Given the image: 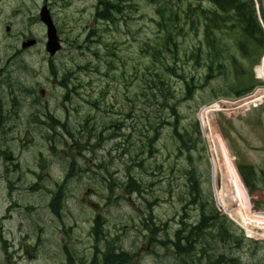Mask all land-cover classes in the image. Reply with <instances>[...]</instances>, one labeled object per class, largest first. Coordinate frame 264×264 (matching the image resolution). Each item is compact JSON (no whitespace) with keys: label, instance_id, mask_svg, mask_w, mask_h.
Returning a JSON list of instances; mask_svg holds the SVG:
<instances>
[{"label":"rangeland","instance_id":"1","mask_svg":"<svg viewBox=\"0 0 264 264\" xmlns=\"http://www.w3.org/2000/svg\"><path fill=\"white\" fill-rule=\"evenodd\" d=\"M87 1L91 5L94 3V0ZM136 1L139 5V10L134 14L132 21L123 24L121 27L115 26L107 32L104 28L102 30V32H105L103 33V40L109 42L111 52L116 51L115 56L111 54L113 62L117 66V70L115 68L114 71H117L119 74L125 71L127 77L134 72L135 66L140 65L143 61L142 57L139 56L140 45L154 33L150 21V7L148 3L146 0ZM82 5V2L77 1L71 8L60 15L61 22L65 20L67 23L70 24L71 22L78 27L77 31L74 29L76 32L93 27V24H91L93 22L92 10L89 9L82 13ZM13 22H15L12 30L13 34L5 32L4 27H0V69L4 67L3 62L14 54L15 50L13 49L15 47L20 48L22 30L27 33L32 32L41 38L45 37L43 27L36 21L17 19L13 20ZM69 31L72 38L75 37L73 31ZM197 43V39L185 42L187 45ZM105 50V48L102 50V56L105 55ZM46 57L44 45L39 44L24 53L20 58L14 60L11 64V70L16 62L20 68L19 60L25 61L29 69L19 70L27 84H35L37 86V92L41 97V105L38 108L39 112L41 114H53L62 122H68L70 127L76 133H79V131L83 130L81 123L85 122L84 117L89 110L85 106L81 107L82 109L79 108L82 102L80 98L76 99L74 104H69L67 110L62 107V97L65 91L58 86L57 81L51 75L49 71L51 64ZM54 60L53 64L57 66L58 71L61 73L63 70L66 71L68 69L77 72L76 77L72 78L75 83L71 82V88L82 82V85L86 86L84 90L88 94L98 95L101 91H105L112 81V78L107 76L108 65L106 63H101L99 67L94 68L98 65L99 59L89 50L86 51V54H81L79 50L71 51L70 46L67 45L63 52L55 57ZM88 61L92 62L91 70L78 73L77 63L84 65ZM256 71L258 76H260L258 67ZM223 79L225 77L220 78L216 82L218 87L222 85ZM118 87H120L119 84L114 85L110 83L108 88L110 91L108 103L114 102V94L117 97L120 96ZM42 89L45 92L41 96ZM3 92L7 93V90ZM209 96L210 90L208 88L200 90L194 101L183 102L182 111L185 124L191 123V127L193 126L195 119H199L198 113L203 106L200 102ZM31 103L32 100L30 98L25 101L19 119L15 120L13 124L16 130L7 134L8 141L4 144L7 148H11L13 152V159L5 160L4 158L3 163L11 165V176L9 175V178L14 182L12 184L13 190L11 191L7 184L8 179H0V218L7 230L5 234L9 236L10 240H15V244L18 243L19 245L20 243H25L22 240V233L25 231L32 233L34 240L38 239V243H34L35 247L33 250L28 246L22 247L24 253L27 252V249H30L32 252L30 255H27V264H66V244L75 252L77 258L84 260L94 254L93 245L95 241L92 237V229L94 217L96 213H100L106 218V229H108V232L111 231L110 233H112V231L118 232L123 230V232L127 233L124 246L130 244L135 232L134 226L138 225L142 216L138 207L142 204L143 200L140 199L139 194L131 195L121 206L118 205L106 209L104 205L108 199H113L114 196L108 195L104 190L103 183L89 175H85L83 178L77 177L67 183L69 197L66 200L65 208L62 210V217H55L52 214L49 207L52 191L56 187V182L63 181L65 175L64 167L66 168L67 165L48 146L42 136L44 129H35L33 125L26 123L32 116ZM28 106L31 113L28 110ZM227 107L228 111H225L226 106H222L224 114L223 124L219 122L221 121L219 117L221 115L213 113V117L211 116V109H202L200 111V125L203 127V132H201L202 141H198L197 147L191 151L194 158L192 163L189 164L187 155H178L170 129H166L157 142L158 151L156 155L145 163L148 171H138L136 175L142 181L143 187H150L149 189L147 188L149 192L145 196L151 201L157 198L154 208L155 216L164 225L168 223L167 227L173 232L177 229L174 225V220L180 219V211L183 208L179 195H185L187 185L189 184L186 170L195 168L203 194L211 199L216 206H218L216 203L217 198L220 207L224 210L221 211L219 208L222 214L226 212L230 219L234 218L237 220L239 224L233 222L235 226L240 227L246 237L250 235V239H254L259 243L253 242L252 244L251 242L241 249L240 257L243 263L264 264V213H253L249 211L248 207L249 203L254 206V201H260L262 204L259 209L260 211L264 210V193L247 194L241 181L235 174L230 156L232 155L235 158L236 167L241 164L264 167V105L251 113H247L244 117H242L243 115L240 116L241 114L234 115V113H243L245 111L240 105H228ZM109 110L113 111L111 104L109 105ZM42 119L46 123L52 124V121L46 116H43ZM28 128L32 129V134L28 133ZM44 131L46 132V130ZM206 131L207 137H205ZM59 133H61V130ZM3 139H6V137H3ZM114 144L115 141H108V150L106 152L113 149ZM59 149L62 150L63 147L59 146ZM40 152L43 153V156L40 155ZM113 157H116V152L113 153ZM87 158L94 161L99 159L94 158L91 154ZM110 158L111 155L109 154L105 160L100 158L102 161L100 160L99 162L106 165L109 164L111 172L119 168L124 173L121 177L126 182L128 174L127 157L125 161L118 157L117 159L115 158L116 163L114 162L115 159L112 160ZM50 159L53 160V163L48 166V169H50L49 174L44 173V177L39 178L38 175L44 172L41 163L46 165L45 161ZM89 160L86 162L79 158L78 167L84 168L88 165L91 168L96 167L94 162ZM15 165L16 167H14ZM1 168L4 171L5 165L1 166ZM103 172L106 173V171ZM260 173H257L259 174L258 176H261ZM105 183L108 185L109 180H106ZM34 184H39L36 190H32ZM170 188H172L171 193H169ZM116 195L123 196V193L121 190H117ZM244 196L248 197V203L242 200ZM90 198L92 201L89 200ZM9 208H12V210L9 211ZM190 210L194 211V209ZM3 216H8V218L4 220ZM251 222H253V226H257V228H254V231L257 233L256 235L249 233ZM133 224L135 225L133 226ZM126 226L128 228H125ZM252 234L255 233L252 232ZM147 246L148 244L144 243L143 240H136L131 249V252L135 250V252L141 254L142 262L139 264H180L171 256L158 260L156 256L146 253ZM8 248L11 250L9 254L6 253L8 251H4V249ZM235 248L236 244H232L229 249ZM13 250L14 248L11 249L10 245L3 244L2 249H0V264H3L4 260H7L4 264H16L20 260V257H17ZM158 252L162 258L166 256L162 246L158 249Z\"/></svg>","mask_w":264,"mask_h":264},{"label":"trees","instance_id":"2","mask_svg":"<svg viewBox=\"0 0 264 264\" xmlns=\"http://www.w3.org/2000/svg\"><path fill=\"white\" fill-rule=\"evenodd\" d=\"M146 2L150 7L149 16L154 33L141 45L139 56L143 61L140 65L135 66L134 72L128 77L125 71H122L121 74L114 71L115 68L117 70V66L111 61L113 65L108 68L107 76L112 78L110 83L120 85L118 87L120 96L117 97L114 94V102L111 103L113 111H108V106L102 102L96 103L98 109L104 108V106L106 108L107 116L103 119L108 128L115 124L113 112H119L122 104L128 106L124 110V118L127 117L130 125L128 140H126L127 151L121 157L124 161L125 157L128 159L127 183L123 186L128 194L141 191L140 178L136 173L148 171L145 163L156 155L157 142L166 129H170L180 155L190 152L200 140L199 123L195 121L192 127L191 123H184L181 107L183 102L194 100L198 91L208 86L212 93L202 102H208L218 96L234 97L251 91L256 85V81L252 74L246 71L244 65L251 66L257 63L264 50V30L256 16L253 0H146ZM100 4L102 6L100 5L97 11L98 19L108 20L114 26L120 25L121 22L127 24L132 21L134 14L139 9L136 0H100ZM96 34L94 38L101 41V35ZM190 35L197 37L198 44H185L187 40L190 41ZM98 50L97 48L96 54ZM111 54L115 56L116 51L111 52V47L108 44L105 55ZM238 54L242 57V62H240ZM19 64L20 67L27 69L23 61L19 60ZM78 68L87 70L88 66ZM112 71L113 73L110 74ZM74 74L70 70L65 71L60 80V84L67 93L64 97L66 100H71L72 92L75 90L69 85ZM228 75H235V77L232 79L231 76L229 81L219 88L214 85V80ZM0 78V117L3 120L2 115L6 106L1 97L2 88L9 90L11 106L8 101V108L16 109H20L22 106L21 100L27 98L25 95L36 93V88L28 85L21 73L13 76L12 72H3L0 74ZM108 88L100 92L102 100L106 99L105 94L110 92ZM77 90L79 87H76V92L80 94V91ZM90 104H92L91 98ZM86 122L87 124L82 126L83 130L79 133H76L67 123L65 136L51 137L50 140H47L53 146L52 149L55 146H62L77 151L81 156L87 150L97 149L93 140H95L94 134L100 130V120L92 122L87 118ZM223 122L224 120H221V123ZM7 134L8 132L2 126L0 140H3V144L0 145V157L9 160L12 157V152L9 151L10 148L4 147V143L8 141ZM76 158L78 156L72 153L66 159L67 167L64 179L61 182H56L55 190L52 192L50 208L54 214L60 217L69 195L67 183L75 177L77 171ZM187 158L190 162L193 161V156L190 153ZM231 158L235 174L238 177L232 155ZM45 164L41 163V167L44 172H49L50 163L45 161ZM239 171L251 189L264 179V175L257 176L254 168L249 165L240 166ZM187 175L190 185L187 189L186 206L198 205L201 210L200 221L194 228H191L187 223L172 235L162 234L161 243L164 246L171 243L175 245L176 252L179 249L178 254L184 260L188 259L187 255L190 257L191 254L196 253L198 247H203L201 258H207L208 264H229L231 263L229 257H225L218 247L212 248L216 245L214 240L223 243L224 247L235 243L234 250L239 252L247 239L227 216L220 215L214 202L207 199L199 201L202 191L198 186L199 180L196 177L195 169L187 171ZM239 180L241 181L240 178ZM115 183V180H112L107 185L112 192ZM11 185L10 187H12ZM32 188L35 190L36 185ZM208 221L214 227L213 237L205 234L204 231ZM154 225L157 224L150 219L145 223L147 230L152 231L151 234L155 236ZM99 226L101 229V224L97 221L96 229ZM157 230L162 232L165 229L158 225ZM109 246L111 249L108 252L110 254L106 264H123V256L114 254L113 244H109ZM165 250L167 254L170 253L169 248L166 247ZM231 260L232 263H236L239 259ZM199 261V264L203 263L202 259ZM96 263H98L97 260L94 261V264ZM68 264H74L73 257H69Z\"/></svg>","mask_w":264,"mask_h":264},{"label":"flooded vegetation","instance_id":"3","mask_svg":"<svg viewBox=\"0 0 264 264\" xmlns=\"http://www.w3.org/2000/svg\"><path fill=\"white\" fill-rule=\"evenodd\" d=\"M66 1L67 0H0V25L2 24V21L4 20L7 21V20H14V19H22V20L39 19L41 11L45 6H47L50 9L51 13L53 14V17H57V14L59 13V11H65L66 8H70L72 4L74 3L71 1L69 2H66ZM4 29L8 32H11L12 21H9V23H6V25L4 26ZM23 37H26V35H24ZM1 159L2 158L0 157V179L9 178V175L11 174V165L4 164ZM4 165H5V169L3 171L1 166H4ZM259 170H261V173H262L264 171V167L260 166ZM102 178H105V177L102 176ZM119 200H120L119 197L116 198V201H119ZM118 205L120 204L106 203L104 206H106V209H107V208H111V207L118 206ZM153 206L154 205L152 204L148 205L151 215H154ZM12 208H9V211H11ZM194 212H196V214H194V216L192 217V219L194 220L191 221V223L189 224L191 228H194L197 226L196 224L198 223V221H200V219L198 218L201 216L200 212L197 211V208H194V211H192V213ZM52 214L55 217L61 218L60 216L54 214L53 211H52ZM197 219L198 221H196ZM97 221L100 222L101 229H100V226L98 229H96ZM146 221H147L146 218L140 219V222L138 223L137 226H134L135 224L133 225L135 232H134V235L132 236V240L130 243L132 246L130 244H128L127 246H124V243L126 242V238H127V233L123 232V230H120L118 232L112 231V233H110L111 231L108 232V229H106V218L102 216V214L96 213L94 217V225L92 229V237L95 241L93 245L94 254H92V256L89 257L88 259L83 260L82 258H77L74 252V264H94L95 260H97L98 262L96 264H106V262L109 260L108 255L110 253L108 252H110V249H111L109 244H113V247L115 249V252H114L115 255L123 256L122 257V259H124L123 264H139L140 262H142L141 254L139 252H135V250L131 252V249L136 240L138 241L143 240L144 243L148 244L146 253L157 257L158 255H156L157 254L156 249L161 248V245L163 246V244L161 243L162 232L160 230L159 231L157 230L158 229V224H157V225H154L155 230H156L155 236L152 235L151 234L152 231L149 232V230H147L145 226ZM150 221L155 223L154 220H150ZM125 228H128V226H126ZM213 229L214 227L211 226L210 222L208 221L204 227V231L206 232L205 234L209 235L210 237H213V233H212ZM25 232L27 234L26 243H21L19 246H17L13 250L14 254L17 257H20V260H18L16 264H21V262L22 264H27L26 262L28 261L26 260L28 257L27 255H30L32 253L31 250H33L35 247L34 243H38V239L37 240L33 239L32 233L27 232V231ZM3 233H4V229L0 222V244L1 243L8 244L11 246V249H13L15 246V240L7 239ZM173 238L175 239L174 236ZM3 244L0 245V249H2ZM169 245L171 249L170 256L175 261H178L180 264H199L200 259L203 260V263L201 262L202 264H208L207 258H201V250L203 249V247H198L196 253L191 254L190 257L189 255H187L188 259L184 260L176 252L175 245H173L172 243ZM26 246L30 247L31 250L27 249V252L24 253L22 247H26ZM216 247H218V249L221 250L222 254L224 253L225 257L230 258L229 261L231 259H236L233 256H227V254H225V251L227 249L230 250L229 249L231 247L230 244L224 247L223 243L217 242V244L215 246H212V248H216ZM65 255H67L66 246H65ZM0 259H1V256H0ZM135 260H137V262H135ZM230 262H232V260ZM234 264H237V262Z\"/></svg>","mask_w":264,"mask_h":264},{"label":"water","instance_id":"4","mask_svg":"<svg viewBox=\"0 0 264 264\" xmlns=\"http://www.w3.org/2000/svg\"><path fill=\"white\" fill-rule=\"evenodd\" d=\"M42 20L47 24L48 26V43H47V49L51 54H54L60 49V43H59V37L57 34V29L53 23V20L51 19L48 11H44L42 14ZM35 41H29L28 44L32 45Z\"/></svg>","mask_w":264,"mask_h":264},{"label":"bare ground","instance_id":"5","mask_svg":"<svg viewBox=\"0 0 264 264\" xmlns=\"http://www.w3.org/2000/svg\"><path fill=\"white\" fill-rule=\"evenodd\" d=\"M258 67V71H259V73H260V76L261 77H263L264 78V70H263V66H262V64L261 65H259V66H257ZM209 124V123H208ZM203 128V127H202ZM205 137H207V131L205 132ZM231 156V155H230ZM232 159V158H231ZM233 163V162H232ZM242 200L243 201H245L246 203H248V197H242ZM253 224V222H251L250 223V228H249V233L251 234V235H256L257 233L254 231V228H257V226H253L252 225ZM252 232L253 233H255V234H252ZM4 251L6 252V251H8V252H6L7 254H9V252H11V250H10V248H8V249H4ZM11 257H12V259H13V256L11 255ZM3 259V258H2ZM4 260V259H3ZM6 261L7 260H4L3 261V264L4 263H6Z\"/></svg>","mask_w":264,"mask_h":264}]
</instances>
